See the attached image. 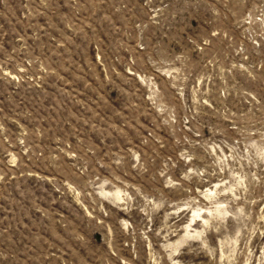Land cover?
Here are the masks:
<instances>
[{
  "label": "rangeland",
  "instance_id": "rangeland-1",
  "mask_svg": "<svg viewBox=\"0 0 264 264\" xmlns=\"http://www.w3.org/2000/svg\"><path fill=\"white\" fill-rule=\"evenodd\" d=\"M0 264H264V0H0Z\"/></svg>",
  "mask_w": 264,
  "mask_h": 264
}]
</instances>
